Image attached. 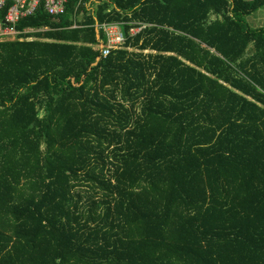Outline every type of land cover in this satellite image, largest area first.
Segmentation results:
<instances>
[{
    "label": "trees",
    "instance_id": "trees-1",
    "mask_svg": "<svg viewBox=\"0 0 264 264\" xmlns=\"http://www.w3.org/2000/svg\"><path fill=\"white\" fill-rule=\"evenodd\" d=\"M79 2L0 41V264H264V0Z\"/></svg>",
    "mask_w": 264,
    "mask_h": 264
},
{
    "label": "built area",
    "instance_id": "built-area-1",
    "mask_svg": "<svg viewBox=\"0 0 264 264\" xmlns=\"http://www.w3.org/2000/svg\"><path fill=\"white\" fill-rule=\"evenodd\" d=\"M69 1L70 0H0V41L16 39L20 32L15 30V25L21 19L34 15L40 7H43L51 16L57 17L65 12ZM83 2L84 0H80L79 5L83 4ZM87 7L89 11L92 12V4H88ZM78 16H83V14ZM73 27H77L76 22ZM144 28H146V26ZM97 30L105 36L104 41L100 39L99 43L94 46V49L99 51L102 57L108 56L111 51L123 47V45L126 44V36L122 30L119 29V25L117 24L97 25ZM33 31L32 29L24 30V32ZM141 31L142 29H134L131 31V34L132 36H137Z\"/></svg>",
    "mask_w": 264,
    "mask_h": 264
},
{
    "label": "rangeland",
    "instance_id": "rangeland-1",
    "mask_svg": "<svg viewBox=\"0 0 264 264\" xmlns=\"http://www.w3.org/2000/svg\"><path fill=\"white\" fill-rule=\"evenodd\" d=\"M211 20H215L214 17L211 18ZM247 23L254 28H262L264 27V9L260 12L254 14L253 16H250L246 19ZM252 53V47H249L248 54Z\"/></svg>",
    "mask_w": 264,
    "mask_h": 264
},
{
    "label": "crops",
    "instance_id": "crops-1",
    "mask_svg": "<svg viewBox=\"0 0 264 264\" xmlns=\"http://www.w3.org/2000/svg\"><path fill=\"white\" fill-rule=\"evenodd\" d=\"M95 9H96V6H92V7H91V10H92V11H94ZM84 18H85V16H78L77 19H76L75 21H77V22H81V21H83ZM97 25H98V24H96L95 28H96L97 33L99 34V32H98V30H97ZM104 25H107V24H104ZM117 25H119V24H117ZM100 26H102V25H100ZM119 29L122 30V32H123L122 26L119 25ZM104 40H105V38H103V41H104Z\"/></svg>",
    "mask_w": 264,
    "mask_h": 264
}]
</instances>
